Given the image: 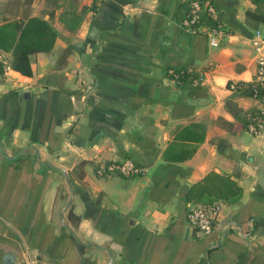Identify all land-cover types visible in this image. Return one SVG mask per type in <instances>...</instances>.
<instances>
[{"label":"crops","instance_id":"0c3cea01","mask_svg":"<svg viewBox=\"0 0 264 264\" xmlns=\"http://www.w3.org/2000/svg\"><path fill=\"white\" fill-rule=\"evenodd\" d=\"M205 1L224 28L215 46L183 27L190 0H0V23L29 14L57 30L31 75L0 80V264H264V127L238 121L264 103L228 87L255 72L264 0ZM192 122L202 141L175 137ZM124 158L139 172L97 173ZM211 170L241 192L214 200L204 233L187 220L204 202L186 195Z\"/></svg>","mask_w":264,"mask_h":264},{"label":"built area","instance_id":"2783aa9c","mask_svg":"<svg viewBox=\"0 0 264 264\" xmlns=\"http://www.w3.org/2000/svg\"><path fill=\"white\" fill-rule=\"evenodd\" d=\"M181 23L183 27L190 31L202 30L208 38V43L212 46L218 44V37L224 34V28L218 19L217 11L213 3L205 0H190L185 16ZM250 42L254 48L255 72L252 79L248 82L228 83L232 90H252V95L264 103V34L257 28L250 37ZM9 54L6 50L0 48V80L5 78L11 69ZM190 69L168 68L166 74L175 79L185 75L188 76ZM205 71L199 70L192 79L194 82L202 81ZM247 129L255 134L259 133L264 127V108H258L253 112H248ZM139 172L138 167L130 158H124L119 161H109L97 166V173H120L131 175ZM221 211V204L218 201H212L203 204H192L188 206L187 220L197 230L208 233Z\"/></svg>","mask_w":264,"mask_h":264},{"label":"trees","instance_id":"16d2710c","mask_svg":"<svg viewBox=\"0 0 264 264\" xmlns=\"http://www.w3.org/2000/svg\"><path fill=\"white\" fill-rule=\"evenodd\" d=\"M260 19L263 16L258 15ZM57 36L55 26L48 20L36 15L26 14L22 18L10 19L0 23V48L11 51V67L25 75L32 74L30 64V54L39 51H46L52 48ZM185 75L178 79L184 78ZM241 93L251 94L249 88L241 90ZM256 110V109H255ZM248 110L244 116L236 113V119L240 118L241 127L247 128ZM176 138L192 139L202 141L204 130L200 123L192 122L183 126L176 134ZM192 147L186 153H177L176 155H166V159L177 160L184 159L194 151ZM241 192V186L235 177L227 173H220L215 170L208 171L199 181L193 183L187 191V199L194 201H203L209 203L215 199L231 201Z\"/></svg>","mask_w":264,"mask_h":264}]
</instances>
